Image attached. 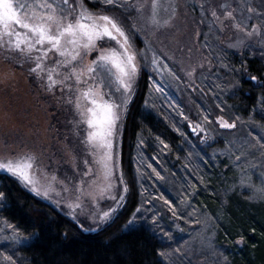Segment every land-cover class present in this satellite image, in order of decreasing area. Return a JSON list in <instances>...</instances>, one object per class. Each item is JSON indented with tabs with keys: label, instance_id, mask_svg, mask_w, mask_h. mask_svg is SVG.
Returning a JSON list of instances; mask_svg holds the SVG:
<instances>
[{
	"label": "rangeland",
	"instance_id": "374dc122",
	"mask_svg": "<svg viewBox=\"0 0 264 264\" xmlns=\"http://www.w3.org/2000/svg\"><path fill=\"white\" fill-rule=\"evenodd\" d=\"M121 2H129V0H121ZM202 2L205 3L204 11L200 7ZM222 2L223 0H173L177 7L173 25L159 30H154L153 26L146 24L145 20L140 19L133 11L118 8L119 12L116 11L113 15L119 17L129 30L133 48L138 54L139 74L133 82L130 103L143 70L149 72L151 76L153 87L151 102L156 105L160 96L165 100L168 108L175 106V110H184L186 105L196 110L199 101L204 104L201 98L209 89L216 94L215 98L219 97L218 99L221 100L223 98L219 93L223 90V86L227 91L234 88L233 82L229 81L231 78H227V75L232 71L228 67H223L220 61L225 62L224 57H228V53L240 55L250 47L261 48L264 51V44L259 42L258 37H253L247 41V47L238 49L228 47V44L236 41L237 38L244 39V34L235 33L232 29L220 34L216 27L211 25L212 17L208 11L209 4L218 5ZM162 3L166 7L168 0H162ZM254 3L258 7L262 6L261 0H254ZM170 11V9L164 11L162 8L161 15L166 18ZM250 23H255V20ZM133 24L137 25L140 29L139 32L133 28ZM218 35H220V39L216 38ZM206 44H210L212 47H205ZM189 49L192 51L189 52ZM153 52L156 53L159 66L151 62ZM95 55L96 53L93 52L88 60L94 58ZM52 59L50 57L49 62ZM207 60H211V65L206 63ZM197 62L204 63V67L197 69L194 79H189L187 71H190V66ZM29 67L28 63L19 64L16 54L8 53L0 48V157L32 150L37 153L41 168L55 172L61 179L79 177L81 173L76 171L75 166L78 165L82 172L86 167L83 163L84 159L90 161L95 159L83 141L86 126H80L81 135L77 136L73 121L74 119L78 120L79 117L76 116L72 106L61 100L59 91L56 93L45 91L41 82L30 73ZM168 68H171L180 79H176L168 71ZM220 100H216L214 105L219 107L218 103H223ZM127 113L122 115L119 131L114 139L113 156L117 177L122 173L120 151ZM211 113H214L213 108H211ZM210 121L208 116V120H205L208 123H205V126L190 123L187 124V127L188 130L191 129L195 141L197 140L203 146L211 147L212 151L209 155L215 165L220 166V163L224 162L216 192L220 196H224L240 187L250 193L253 199L264 200V190H262L264 189V166H262L264 165V155H262L264 149L260 148V144L255 143L251 135L234 139H229L223 134L214 136L211 129L213 124ZM216 123L219 132L237 128L236 126L233 129H226L220 127L217 120ZM219 137H222L224 142L218 143L214 147L211 146L218 142ZM249 144L253 147L249 148ZM239 145H244L250 154L246 158L242 157L240 161H236L235 156L239 155L241 151ZM198 157L201 158V156ZM218 158L219 160H217ZM204 161L208 162V158L205 157ZM248 162L256 164V167L250 168ZM170 163L175 164L176 161ZM192 164H194L192 167H178L173 173L170 171L171 166H166L163 175L160 173V176H157L156 173V176H147L144 175V172H140L139 181L143 192L145 191L144 183H150L149 187L153 192L148 195L149 201H146V198L143 200V205L137 213V220L152 218L153 216H148L147 205H154V216L157 218V222L153 224V228L163 237L169 247L165 251L166 255L163 256L166 264H224L226 255L216 244L217 221H219L220 213L216 214L213 209H209L202 197L206 189L211 186L209 178L213 176L214 171L209 165L210 171L207 172L205 170L208 169L207 165L197 158ZM229 166L230 170L227 168ZM241 168H244L245 171H241ZM248 176L251 177V183L246 186L241 185V180ZM150 177L166 178L161 186L174 198L173 203L177 202L175 205L178 216L173 217L170 205L160 194L163 189L159 188L161 190L159 192L156 189L157 184V187L151 185ZM41 178L42 181L45 180L43 176ZM174 178L184 179L180 190L176 189ZM123 182L118 181L113 191L117 197L123 195L125 199L119 202L120 207L116 209L112 219L107 223L116 217L126 203L128 191L126 193L123 191ZM21 185L25 187L22 183ZM25 188L32 192L28 187ZM64 195L67 196L68 193H64ZM38 197L72 219L68 215L69 210L66 205L57 206L52 200L42 196ZM115 203L111 199H103L101 207L106 210L115 206ZM91 209L95 210V206L92 205ZM88 212L89 207L86 206L84 213L80 216V221L84 224L85 229L98 230L105 225L97 227ZM180 216H183L184 219H180ZM177 225L180 227L178 228ZM0 228H6L5 224L0 225ZM11 236L12 229H6L5 232L0 233V245L9 244L15 248L17 245L25 243L18 234L15 239H12ZM177 247L181 248L182 254L175 251ZM0 264H8V261L3 259Z\"/></svg>",
	"mask_w": 264,
	"mask_h": 264
},
{
	"label": "snow or ice",
	"instance_id": "6c2138e0",
	"mask_svg": "<svg viewBox=\"0 0 264 264\" xmlns=\"http://www.w3.org/2000/svg\"><path fill=\"white\" fill-rule=\"evenodd\" d=\"M102 3L108 7L94 11L84 0H0V48L16 54L19 64H30V73L41 82L45 91H59L61 100L72 106L79 117L73 121L75 133L81 135L80 126H86L83 141L95 158L91 161L84 159L86 167L82 172L78 165L75 166L76 171L81 173L79 177L61 179L55 172L41 168L37 153L28 150L0 157V172L17 178L36 195L52 200L57 206L66 205L68 215L80 228H84L80 216L86 206L89 207L91 220L100 227L112 219L120 207L119 202L125 199L123 195L117 197L113 191L118 181H124L123 173L118 177L115 173L113 146L121 117L127 113L139 65L129 30L111 11L114 8L133 11L154 30L172 26L177 11L173 0H168L166 7L162 0H102ZM261 5L258 7L254 0H223L218 5L209 4L210 23L220 34L229 29L244 34V39L237 38L230 42V48L247 47V41L253 37H258L259 42L264 44V0H261ZM200 7L204 11L205 3L202 2ZM162 8L164 11L171 10L166 18L161 15ZM253 20L255 23H250ZM133 28L140 31L136 24H133ZM216 38L220 39V35ZM205 47L211 48L212 45L206 44ZM93 52L96 53L95 57L88 60ZM50 57L53 58L51 62ZM151 62L159 66L155 52L152 53ZM206 63L211 65V60ZM220 63L223 67H229L223 61ZM190 67L187 76L194 79L197 69L203 68L204 63L197 62ZM168 71L180 79L171 68ZM251 79L257 80L258 77L252 76ZM204 119L208 120V116ZM215 119L220 127L233 129L240 117L230 120L218 115ZM258 140L261 141L260 148L264 149V137ZM239 148L241 151L235 156L236 161L250 154L244 145H239ZM248 166L255 168L256 164L248 162ZM153 171L160 176L155 168ZM241 171L245 169L241 168ZM42 176L45 178L43 181ZM250 183V176L241 180V185ZM123 191H128L126 182H123ZM5 198V193L0 191V201ZM103 199L115 201V206L103 209ZM166 202L173 217L178 216L173 201ZM92 205L95 210L91 209ZM139 211L137 209V213ZM137 213H133L125 227L135 224ZM180 219L184 217L180 216ZM152 222H157L155 216ZM3 223L6 228H0V233L12 229L11 238L15 239L18 227L6 219ZM240 239L242 242L244 237ZM175 251L182 254L179 247ZM160 255L166 254L161 251ZM5 258L13 262L12 256L6 255Z\"/></svg>",
	"mask_w": 264,
	"mask_h": 264
},
{
	"label": "trees",
	"instance_id": "16d2710c",
	"mask_svg": "<svg viewBox=\"0 0 264 264\" xmlns=\"http://www.w3.org/2000/svg\"><path fill=\"white\" fill-rule=\"evenodd\" d=\"M84 2L94 11L108 7L102 0ZM116 11L119 12L118 8L112 9L111 14ZM244 52L240 55L228 53V57H224V64L232 71L227 78H231L229 81L233 82L234 88L227 91L223 86L219 93L221 100L209 89L202 95L204 104L199 101L196 110L187 105L184 110H175V106L168 108L160 96L161 101L156 105L152 103L151 76L145 70L141 72L122 132L120 155L123 178L128 185L126 203L112 221L98 230L80 228L64 212L23 187L15 177L0 173V191L6 197L0 201V225L5 219L16 225L17 234L25 241L15 248L9 244L0 245V262L10 255L14 264H166L160 252L169 247L155 232L152 218L138 219L135 225L125 227L133 213L143 205V200L149 201L148 195L153 192L150 183H144L143 192L140 172L156 176L155 168L163 175L164 168L171 166L173 173L178 167H192L197 158L207 165V172L209 165L214 171L209 178L211 186L202 197L209 209L220 213L216 244L226 255L224 264H264V200L253 199L240 187L220 196L216 188L224 162L215 165L209 155L211 147L195 141L187 127L190 123L205 126L208 122L204 115H207L213 124L214 136L223 134L234 139L251 135L256 144L261 143L258 138L264 137V51L250 47ZM252 76L258 79L252 80ZM216 100L223 103H218V107L214 105ZM218 115L230 120L239 116L237 128L219 132L215 119ZM223 142L224 139L219 137L211 146ZM205 157L208 162L204 161ZM174 160L176 163L171 164ZM227 168L231 169L230 166ZM150 180L151 185H158L159 192V188L163 189L160 194L165 201L174 200L161 186L166 178L150 177ZM173 182L180 190L184 179L174 178ZM154 208L152 204L147 205L148 216L155 215ZM241 236L244 237L242 242ZM13 262L8 261V264Z\"/></svg>",
	"mask_w": 264,
	"mask_h": 264
}]
</instances>
